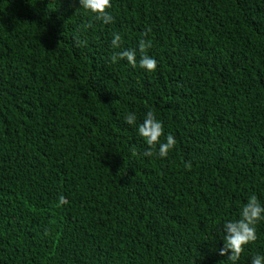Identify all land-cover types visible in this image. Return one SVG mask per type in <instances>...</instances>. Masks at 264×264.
<instances>
[{
	"label": "trees",
	"instance_id": "1",
	"mask_svg": "<svg viewBox=\"0 0 264 264\" xmlns=\"http://www.w3.org/2000/svg\"><path fill=\"white\" fill-rule=\"evenodd\" d=\"M111 4L106 25L78 0H0V264H233L223 224L264 206V0ZM148 28L155 71L111 62ZM149 110L165 158L143 155ZM256 229L235 264L264 255Z\"/></svg>",
	"mask_w": 264,
	"mask_h": 264
},
{
	"label": "clouds",
	"instance_id": "2",
	"mask_svg": "<svg viewBox=\"0 0 264 264\" xmlns=\"http://www.w3.org/2000/svg\"><path fill=\"white\" fill-rule=\"evenodd\" d=\"M79 8L94 14V19L101 21L104 24H111L114 17L107 11L112 7L111 0H78ZM91 27V25H86ZM151 29L148 28L141 33V38L138 41V48H128L122 51H116L110 60L116 63L118 60H126L131 67H140L148 72L156 70L157 61L151 56L147 55V49L151 47V42L144 39ZM75 46L86 45L87 41H81L78 36H74ZM111 46L114 49H120L122 46V38L119 33H113L111 39ZM137 50L140 53V59L137 62ZM136 114L133 112L124 115V121L129 125L136 124ZM137 132L142 137L148 147L143 155L146 157L158 156L165 158L169 151L175 147V137L169 133L166 135L165 142L160 141V137L164 134L163 122L158 120L153 111L146 112L145 117L139 125H137ZM158 146V147H157ZM191 162H185V169L191 170ZM66 197L61 195L58 200V206L67 204ZM264 220V206L261 205L255 194L248 197L247 202L241 207L239 218L235 220L226 221L221 229L223 232V246L219 248L218 255L225 256L229 261L235 264L240 259L244 252V246L254 242L257 239L256 225ZM250 264H264V255L256 254L252 256Z\"/></svg>",
	"mask_w": 264,
	"mask_h": 264
}]
</instances>
